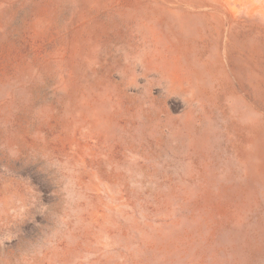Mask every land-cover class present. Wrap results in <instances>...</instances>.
<instances>
[{
	"label": "rangeland",
	"instance_id": "rangeland-1",
	"mask_svg": "<svg viewBox=\"0 0 264 264\" xmlns=\"http://www.w3.org/2000/svg\"><path fill=\"white\" fill-rule=\"evenodd\" d=\"M0 264H264V0H0Z\"/></svg>",
	"mask_w": 264,
	"mask_h": 264
}]
</instances>
